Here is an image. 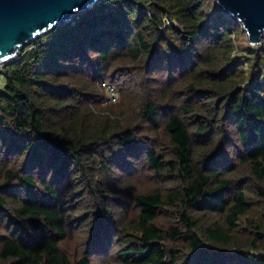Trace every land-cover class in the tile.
Wrapping results in <instances>:
<instances>
[{
	"label": "trees",
	"instance_id": "trees-1",
	"mask_svg": "<svg viewBox=\"0 0 264 264\" xmlns=\"http://www.w3.org/2000/svg\"><path fill=\"white\" fill-rule=\"evenodd\" d=\"M207 4L104 0L3 65L0 264H264V52L244 87Z\"/></svg>",
	"mask_w": 264,
	"mask_h": 264
},
{
	"label": "water",
	"instance_id": "water-1",
	"mask_svg": "<svg viewBox=\"0 0 264 264\" xmlns=\"http://www.w3.org/2000/svg\"><path fill=\"white\" fill-rule=\"evenodd\" d=\"M104 0H0V66L31 43L94 8ZM238 20L251 45L264 38V0H215Z\"/></svg>",
	"mask_w": 264,
	"mask_h": 264
},
{
	"label": "rangeland",
	"instance_id": "rangeland-1",
	"mask_svg": "<svg viewBox=\"0 0 264 264\" xmlns=\"http://www.w3.org/2000/svg\"><path fill=\"white\" fill-rule=\"evenodd\" d=\"M208 4H207V7H208V10L210 12V14L216 18L218 16V14L220 12L224 13L225 12L220 8V6L218 5V3L215 1V0H207ZM227 16V18H230L232 20L233 23H238V26L235 27L236 29V32L238 33L237 36H235V39H234V42H235V52L234 54L232 55V58H233V61H236V62H240V64L244 67L245 69V72H246V76H247V80H246V83L244 85V87H248L250 85V64L249 62L243 58V57H240V54L241 53H249L251 51H257L261 48V50H263L264 52V38L262 39V43L259 44V45H256V46H253L250 44L249 42V39H248V36H247V33L246 31L244 30L242 24L234 19L233 17L231 16H228L227 14H225ZM174 24L178 27L177 23L174 22ZM263 67L259 68L257 67L256 70L257 72H261L262 74L264 73V63L262 65ZM2 67L3 66H0V89H2L4 86H5V81L3 79V77L1 76V70H2ZM101 86V84H100ZM103 88V87H102ZM119 92V99L116 103H108L106 102L107 101V98L106 99H103V101H101L102 103L100 104V107L101 109H108L110 107H119V105L121 104L122 102V94L120 91ZM106 95H107V92H106ZM112 111L116 112L114 110V108H112ZM103 113H106L107 111H102Z\"/></svg>",
	"mask_w": 264,
	"mask_h": 264
},
{
	"label": "built area",
	"instance_id": "built-area-1",
	"mask_svg": "<svg viewBox=\"0 0 264 264\" xmlns=\"http://www.w3.org/2000/svg\"><path fill=\"white\" fill-rule=\"evenodd\" d=\"M119 6V4H116ZM3 66V65H1ZM102 86L105 88L107 92V101L108 103H116L119 99V92L118 90L108 82H102Z\"/></svg>",
	"mask_w": 264,
	"mask_h": 264
}]
</instances>
